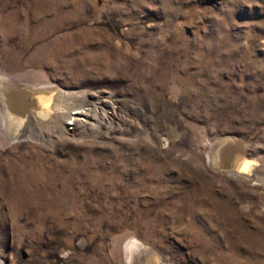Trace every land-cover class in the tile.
I'll list each match as a JSON object with an SVG mask.
<instances>
[{
	"label": "rangeland",
	"instance_id": "1",
	"mask_svg": "<svg viewBox=\"0 0 264 264\" xmlns=\"http://www.w3.org/2000/svg\"><path fill=\"white\" fill-rule=\"evenodd\" d=\"M3 77V264H264V0H0Z\"/></svg>",
	"mask_w": 264,
	"mask_h": 264
},
{
	"label": "bare ground",
	"instance_id": "2",
	"mask_svg": "<svg viewBox=\"0 0 264 264\" xmlns=\"http://www.w3.org/2000/svg\"><path fill=\"white\" fill-rule=\"evenodd\" d=\"M54 90L55 89H53L52 87H47V86H42V87H39V88H37V87L36 88H29V87L23 86L20 83H16L15 81H11L7 77L0 78V104H1V107H2L1 121H2V131H3V133L7 137L12 138V139L18 133L19 134L22 133L23 134L22 136H27V137L30 136L31 132H29L26 129L22 130V132L19 131V127L22 125V123H24L23 122V119L25 117L24 115L27 116V112L29 111L28 108L32 109L33 112H36V113H39V114L47 113L48 115H50L51 112L49 114V110L51 111V109L53 107V104H52L53 102H51V100L54 99V98H52V95L54 97L56 95V92H58V91L55 92ZM47 94H48L49 97H47ZM53 114H54V112H53ZM73 114L76 115L77 113L74 112ZM43 115H45V114H43ZM29 116H30V114H29ZM11 117L12 118L16 117V121L18 120L17 121L18 122V127H17L18 129L14 128V126L12 125L14 122H12L13 120H12ZM79 119L83 120L81 117ZM75 120H78V119L76 118ZM26 121H29V120H26ZM11 122H12V124H11ZM32 122H33V120H32ZM70 124H71V122H70ZM25 133H27V135ZM227 142L228 143L229 142H233V145L236 144V143H241L240 141H237L236 139H232V138H225L224 139L223 138V139H219L216 142V145L219 146V147H222ZM230 145H232V144H230ZM236 146H237V144H236ZM231 147H234V146H231ZM228 151H227V153H228ZM231 151H232V148H231ZM229 154H230V152H229ZM218 159L219 158H217L216 160H218ZM219 161H217V162H219ZM219 165H222V164H219ZM221 171H222V169H221ZM139 247L143 248V245H141L137 241H131V242L127 243L126 251L129 254V256H130V258L128 259L129 264H135V262L133 261V255H134L133 253H134L135 249L139 248ZM146 253H148V255H149V254H152V251H148ZM144 258H142V259H144ZM3 263L4 262L1 261V259H0V264H3ZM149 263H151V261H149ZM140 264H144V263H140Z\"/></svg>",
	"mask_w": 264,
	"mask_h": 264
}]
</instances>
